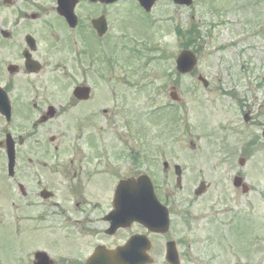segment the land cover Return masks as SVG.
I'll return each instance as SVG.
<instances>
[{
	"label": "flooded vegetation",
	"instance_id": "obj_1",
	"mask_svg": "<svg viewBox=\"0 0 264 264\" xmlns=\"http://www.w3.org/2000/svg\"><path fill=\"white\" fill-rule=\"evenodd\" d=\"M191 1L157 0L148 12L138 0H0V264H89L136 234L149 236L153 264H168V243L191 264L179 194L161 199L167 233L114 229L115 188L106 184L107 198L104 184L170 150L148 146L141 59L169 55L170 23L179 29L176 11ZM19 238L36 241L21 254L9 244Z\"/></svg>",
	"mask_w": 264,
	"mask_h": 264
},
{
	"label": "rangeland",
	"instance_id": "obj_2",
	"mask_svg": "<svg viewBox=\"0 0 264 264\" xmlns=\"http://www.w3.org/2000/svg\"><path fill=\"white\" fill-rule=\"evenodd\" d=\"M253 1L199 0L196 8L198 14L192 12L195 19L196 17L202 19L201 30L204 32L205 44L199 56L197 73L207 78L209 88L205 91L196 82L195 77L185 76L178 82L177 92L182 99L180 107L183 109L180 110V114L184 119L180 132H177L178 149H172L176 143L170 141L171 132L163 129V132L152 134L154 146L163 148L169 145L172 150L165 154L166 159L169 162L177 161L185 170L180 192L187 201L186 209L192 218L186 243L190 245L188 252L192 264H264L263 139L261 138V146L251 157L247 158L242 153L244 144L254 134L261 137V128L264 126V2L262 7L251 9L249 7L253 5ZM209 3L212 8H209ZM241 6L249 9L241 11L238 9ZM207 9H214L217 14ZM228 13L231 14L225 16ZM176 17L177 24L188 27L191 23L190 10H178ZM173 25L171 22L167 37L170 42L168 56L169 59L173 58L172 61H168V73L172 72L171 66H175L174 58L179 53V42L171 31ZM141 62L143 63V60ZM161 65L151 62L149 66H145L147 75L157 76L159 78L157 84L162 86L159 91L150 92L155 99L154 104L147 106L148 100H145L147 112L151 108L171 103L168 94L175 76L164 77L161 73L165 71V64L163 67ZM235 81L239 82L236 88ZM218 87L236 92L242 101L246 97L253 115L252 120L255 122H250L248 126L243 124V115L238 112V101L224 97L217 90ZM246 90L249 93L244 95ZM108 131L104 129L102 133L107 143ZM211 140L216 141L219 146L213 145ZM191 145L195 148H191ZM158 156L153 154L155 159ZM241 157L246 159L244 167L238 166ZM109 158L112 156L109 155ZM117 166L119 176L127 174L121 172L124 167H128L127 163L122 165L117 163ZM154 171L159 179H162L164 172L159 163L154 165ZM239 173L249 186L254 187L250 195H244L241 190L233 188V176ZM168 174L169 182L165 187H160V190L163 193L176 192V180L172 172ZM104 181L115 182L109 175H104ZM201 181L209 185V190L201 198L195 199L193 192ZM105 190L108 198L107 185ZM241 212L243 214L240 216ZM237 215L240 217L235 219L233 234L231 229L226 230L227 238L233 237L232 247H227L225 251L220 248L222 246L220 242L211 245L216 233L224 234L222 230L217 231L219 225L212 224V220L229 224ZM252 228L258 230L256 232L258 237L253 239L248 238ZM222 229L225 230L224 227ZM17 240L11 239L13 243L9 244L15 252L21 254L36 241L21 238ZM251 243L253 248L250 246ZM223 244L226 246V243ZM38 247L39 245L36 248ZM248 248L250 253L245 252Z\"/></svg>",
	"mask_w": 264,
	"mask_h": 264
},
{
	"label": "water",
	"instance_id": "obj_3",
	"mask_svg": "<svg viewBox=\"0 0 264 264\" xmlns=\"http://www.w3.org/2000/svg\"><path fill=\"white\" fill-rule=\"evenodd\" d=\"M178 65H179V67H178V69H179V71L181 72H187V71H191L192 70V68L196 65V59H195V57L192 55V53L190 54V53H184L180 58H179V60H178ZM139 183H138V185L140 184V183H142L141 182V180H139L138 181ZM240 182H241V180H240V178L239 179H236L235 180V186L236 187H239L240 186ZM127 186H129V187H131V184H127ZM204 189V186H203V184L200 186V188L198 189L199 191L197 192V194H200V193H202V191H204L203 190ZM150 192H151V189H150ZM151 194H152V192H151ZM128 251V250H127ZM127 251H124L123 252V254H126V253H128ZM125 257H126V255H125ZM118 257H117V255H112L111 256V263L112 264H119L118 263V259H117ZM128 259H130L129 261H127V263H130V264H134V262H136L137 260H135L134 258H128ZM127 263H125L124 261L122 262V264H127Z\"/></svg>",
	"mask_w": 264,
	"mask_h": 264
}]
</instances>
